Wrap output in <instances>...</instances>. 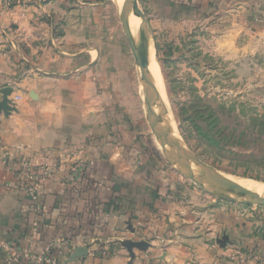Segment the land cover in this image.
<instances>
[{
    "label": "crops",
    "instance_id": "1",
    "mask_svg": "<svg viewBox=\"0 0 264 264\" xmlns=\"http://www.w3.org/2000/svg\"><path fill=\"white\" fill-rule=\"evenodd\" d=\"M139 3L148 19L190 26L204 55L264 78V0ZM116 6L0 0V102L6 87L20 98L16 112L0 115V264L11 263L9 243L14 264H38L28 255L48 247L57 264H264L256 206L213 199L158 162ZM26 164L55 166L39 214L8 187ZM72 166L81 168L76 183ZM124 241L150 247L132 255Z\"/></svg>",
    "mask_w": 264,
    "mask_h": 264
},
{
    "label": "rangeland",
    "instance_id": "2",
    "mask_svg": "<svg viewBox=\"0 0 264 264\" xmlns=\"http://www.w3.org/2000/svg\"><path fill=\"white\" fill-rule=\"evenodd\" d=\"M114 3L121 17L123 7L119 8L115 0ZM171 20L148 19L159 61L158 73L183 143L221 174L264 184V78L257 79L259 73L237 72L233 63L204 55L191 40L193 33L189 32L193 29L182 24L185 30L180 31ZM138 74L147 117L139 69ZM147 130L158 162L185 177L166 160L148 121ZM185 178L203 194L211 196ZM226 203L241 208L256 206L264 214V205Z\"/></svg>",
    "mask_w": 264,
    "mask_h": 264
},
{
    "label": "water",
    "instance_id": "3",
    "mask_svg": "<svg viewBox=\"0 0 264 264\" xmlns=\"http://www.w3.org/2000/svg\"><path fill=\"white\" fill-rule=\"evenodd\" d=\"M130 12H132V14L128 15ZM132 16L138 17L140 19L144 29V38L139 50H137L135 47V43L132 37V31L130 28V21ZM120 19L122 20L123 31L130 45V49L135 59L136 66L138 67L140 72L141 84L143 87V92L145 94L144 100L148 111L146 119L148 121L151 132L160 145L164 155H178L194 163L200 170L205 173V187L203 189H205L214 198L222 201H237V197L245 195L249 197L251 201L240 202H244L246 204L264 205L263 194L239 185L215 181L214 178L216 174L221 173L214 166L205 162L185 143L179 145L171 143L168 138L161 132V130L159 129L157 118V96L155 81L147 64V51L152 44V33L150 31L148 18L146 17L145 12L140 6L139 0H125ZM12 93L13 89L11 87H6L1 90L3 98L0 102V115L4 114L5 117H8L12 112L17 111L15 103L10 99ZM228 241L229 238L227 236H224L218 242L222 246H226ZM122 244L132 255L133 249L146 251L150 247V244L145 241H124ZM82 250L83 249L79 250L78 254H82L84 251Z\"/></svg>",
    "mask_w": 264,
    "mask_h": 264
},
{
    "label": "bare ground",
    "instance_id": "4",
    "mask_svg": "<svg viewBox=\"0 0 264 264\" xmlns=\"http://www.w3.org/2000/svg\"><path fill=\"white\" fill-rule=\"evenodd\" d=\"M119 8H122L118 4ZM135 19V20H134ZM130 28L132 31V37L135 43L137 50L141 48L142 41L144 38V29L141 21L132 16L130 21ZM159 61L157 58V53L154 45H150L147 51V64L151 74L153 75L155 86H156V96H157V118L158 125L161 132L168 138V140L176 145L184 144L180 133L178 131L177 123L175 121L173 112L170 108L167 93L161 77L159 75ZM144 94V93H143ZM145 98V94H144ZM156 144L160 147L157 140L155 139ZM166 160L178 171L183 173L186 177L196 183L199 187L204 188L205 183V173L200 170L194 163L190 162L188 159L180 157L178 155L165 156ZM215 181L227 184L239 185L242 187L249 188L260 194L264 195V184L260 185L258 182L249 180V179H240L235 177H228L223 174H216ZM237 201H248L251 199L245 195L237 197Z\"/></svg>",
    "mask_w": 264,
    "mask_h": 264
},
{
    "label": "built area",
    "instance_id": "5",
    "mask_svg": "<svg viewBox=\"0 0 264 264\" xmlns=\"http://www.w3.org/2000/svg\"><path fill=\"white\" fill-rule=\"evenodd\" d=\"M17 0H3V4L6 8H9ZM14 103L17 102L19 97L10 98ZM55 166H50L49 164L43 165L40 168L32 167L30 164H26L24 171L17 177L15 183L8 185L10 189L22 190L24 191L32 200L34 206L32 210L39 214L43 210V192L41 186L44 181L50 179L53 175ZM81 177V168L79 166H72L69 170L68 181L71 183H76ZM6 251L10 253L11 263L18 257V249L9 243L5 246ZM51 247H48L43 253L37 256L28 255L33 258L38 264H57L51 256Z\"/></svg>",
    "mask_w": 264,
    "mask_h": 264
}]
</instances>
